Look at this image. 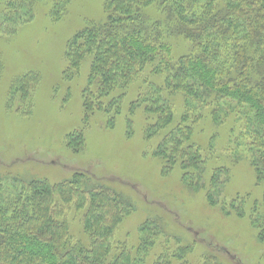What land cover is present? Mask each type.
<instances>
[{
	"label": "rangeland",
	"instance_id": "374dc122",
	"mask_svg": "<svg viewBox=\"0 0 264 264\" xmlns=\"http://www.w3.org/2000/svg\"><path fill=\"white\" fill-rule=\"evenodd\" d=\"M104 5L105 0H73L65 13L52 18L50 5L39 3L31 21L0 34V204L14 198L21 183L28 193L34 179L57 185L81 174L121 194L132 209L113 235L112 255L103 264L120 249L134 255L140 250L147 255L145 264L174 261L180 250L186 251L189 264H202L204 258L220 264H264V231L253 224L264 215L257 209L264 183L258 185L247 152L252 134L243 133L245 119H239L235 104L222 107L224 124L219 127L200 104L190 103L189 110L181 98L171 100L172 128L182 127L191 111L194 117L184 126L192 129L190 143L204 172L188 170L190 178H185L181 162L171 169L155 156L161 134L155 131L152 137L148 131L144 105L131 113L141 81L130 87L118 114L95 113L86 122L82 94L90 61L85 58L74 73L67 46L86 25L104 21ZM172 46L175 58L189 49L180 39ZM30 73L34 83L13 89ZM78 131L85 140L82 147L76 143L77 150L68 136ZM69 206L61 223L75 242H82L87 257L92 241L84 232V212L75 209L76 202ZM147 223L160 233L143 232Z\"/></svg>",
	"mask_w": 264,
	"mask_h": 264
},
{
	"label": "trees",
	"instance_id": "16d2710c",
	"mask_svg": "<svg viewBox=\"0 0 264 264\" xmlns=\"http://www.w3.org/2000/svg\"><path fill=\"white\" fill-rule=\"evenodd\" d=\"M72 1L0 0V34L31 21L39 3L49 4L50 16L57 18ZM104 14V21L88 23L67 46L74 73L85 58L90 61L82 94L86 122L95 113L117 110L130 87L141 81L131 113L144 105L148 131L161 134L155 156L171 169L181 162L184 172L202 173L200 155L190 143L192 129L184 126L194 119L189 116L192 111L182 127L172 128L171 100L181 98L189 110L190 103L200 104L219 127L224 124L222 107L231 109L235 104L239 119H245L243 133L252 134L247 152L258 185L263 184L264 0H105ZM175 39L189 48L178 58L172 46ZM32 83L30 73L13 89ZM84 140L82 131L68 136L69 145L77 150ZM28 187L26 193L21 183L16 196L0 204V264H103L112 255V237L132 210L121 194L81 174L57 185L34 179ZM72 202L76 210H83L84 232L92 241L87 257L82 242H75L69 227L61 223ZM258 207L264 212V197ZM253 224L264 231V215ZM150 226L145 224L142 231L157 236L158 227ZM186 254L180 250L174 261L155 264H189ZM146 256L140 250L134 255L120 249L108 264H145ZM215 260L204 258L201 263L220 264Z\"/></svg>",
	"mask_w": 264,
	"mask_h": 264
}]
</instances>
